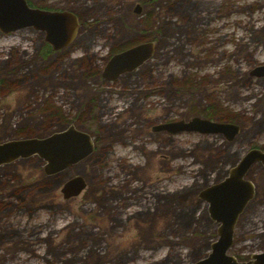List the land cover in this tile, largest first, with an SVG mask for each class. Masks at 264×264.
Wrapping results in <instances>:
<instances>
[{
	"label": "rangeland",
	"instance_id": "rangeland-1",
	"mask_svg": "<svg viewBox=\"0 0 264 264\" xmlns=\"http://www.w3.org/2000/svg\"><path fill=\"white\" fill-rule=\"evenodd\" d=\"M26 2L71 12L80 27L71 49L58 53H46L37 31L0 33V143L72 125L92 138L94 150L55 175L46 176L36 157L0 166V264L203 259L217 224L198 193L246 151L264 149V78L248 76L264 64V0ZM151 41L148 61L101 82L111 54ZM211 108L235 117L231 141L151 131L210 120ZM73 176L85 188L65 200L59 190ZM245 179L254 194L227 252L238 262L264 251V168L253 165Z\"/></svg>",
	"mask_w": 264,
	"mask_h": 264
},
{
	"label": "water",
	"instance_id": "water-1",
	"mask_svg": "<svg viewBox=\"0 0 264 264\" xmlns=\"http://www.w3.org/2000/svg\"><path fill=\"white\" fill-rule=\"evenodd\" d=\"M138 12L139 6L136 5L134 13ZM79 27L78 18L71 12L29 8L26 0H0V33L9 34L30 28L42 34V41L52 52L67 47L75 38ZM153 49L154 42L151 41L112 54L101 69V81L111 82L122 74L132 72L151 58ZM248 76L264 78V64L251 69ZM238 130V126L231 123H219L197 117L151 127L154 133L176 135L191 132L217 135L227 141H231ZM93 150L92 138L69 125L46 137L20 138L0 143V166L18 159L36 157L43 162L42 171L46 176L55 175L87 158ZM255 164L264 168V149L253 148L246 151L238 162L228 169L221 181L198 193V200L207 204L208 218L217 224V228L216 239L209 245V253L194 264H264V251L251 255L245 262H238L227 254L237 219L254 194L253 184L245 177ZM84 188L83 179L73 176L62 184L59 192L62 198L67 200L77 197Z\"/></svg>",
	"mask_w": 264,
	"mask_h": 264
},
{
	"label": "trees",
	"instance_id": "trees-1",
	"mask_svg": "<svg viewBox=\"0 0 264 264\" xmlns=\"http://www.w3.org/2000/svg\"><path fill=\"white\" fill-rule=\"evenodd\" d=\"M73 45L71 44L68 48L64 49L63 51L70 50L71 47ZM46 48V53L50 52V48L48 46L45 47ZM43 57H45V55H42ZM77 64L82 62V59H77L75 61H73ZM205 117H209L210 120L215 121V122H225V123H233L236 121L235 117L232 118L230 116L224 115L222 111H218L216 108H211L210 113H208V115H205Z\"/></svg>",
	"mask_w": 264,
	"mask_h": 264
},
{
	"label": "flooded vegetation",
	"instance_id": "flooded-vegetation-1",
	"mask_svg": "<svg viewBox=\"0 0 264 264\" xmlns=\"http://www.w3.org/2000/svg\"><path fill=\"white\" fill-rule=\"evenodd\" d=\"M28 5V4H27ZM28 7L29 8H37V7H31V6H29L28 5ZM37 9H40V10H45V9H41V8H37ZM46 11H49V10H46ZM51 11V10H50ZM27 29H30V28H27ZM32 30V29H31ZM43 37V36H42ZM46 45V44H45ZM71 45V43L67 46V47H65L64 49H66V48H68L69 46ZM48 46V45H47ZM49 47V46H48ZM50 48V47H49ZM64 49H62L61 51H63ZM50 51H51V49H50ZM61 51H58V52H61ZM52 52V51H51ZM58 52H52V53H58ZM120 52V51H119ZM117 53V52H116ZM114 54V53H113ZM112 55V54H111ZM110 55V56H111ZM109 56V57H110ZM108 60V59H107ZM106 63V62H105ZM104 66V65H103ZM100 72H101V70H100ZM100 72H99V78H100ZM101 80V79H100ZM102 82V81H101Z\"/></svg>",
	"mask_w": 264,
	"mask_h": 264
}]
</instances>
